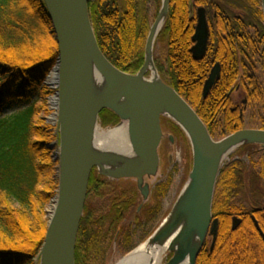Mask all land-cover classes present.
Instances as JSON below:
<instances>
[{"label": "trees", "instance_id": "obj_1", "mask_svg": "<svg viewBox=\"0 0 264 264\" xmlns=\"http://www.w3.org/2000/svg\"><path fill=\"white\" fill-rule=\"evenodd\" d=\"M161 5L162 0H88L98 45L120 71L136 75L143 68L152 21ZM200 7L207 13L210 40L206 56L196 61L191 49ZM54 36L44 0H0V264H39L47 230L45 209L58 189V164L49 149L57 137L39 117L37 103L56 92L45 85L58 58ZM161 37L166 39L167 58L166 63L154 58L160 76L191 103L212 138L243 130L245 120L234 98L241 93L250 105L264 103V88L255 76L257 59L264 71L261 0H170L157 41ZM216 64L220 79L204 98L205 82ZM99 119L103 128L120 122L109 110ZM163 121L164 132L186 140L178 125ZM103 178L96 171L90 177L75 264H111L115 253H130L155 232L162 212L168 183L160 180L141 207L133 185H109ZM213 216L217 237L214 244L205 243L197 264H218L228 252L230 264H264V243L254 223L264 233L263 147L244 145L222 167ZM234 217L242 221L235 231Z\"/></svg>", "mask_w": 264, "mask_h": 264}, {"label": "water", "instance_id": "obj_2", "mask_svg": "<svg viewBox=\"0 0 264 264\" xmlns=\"http://www.w3.org/2000/svg\"><path fill=\"white\" fill-rule=\"evenodd\" d=\"M44 2L52 19L58 45V58L52 73L53 84L57 89L54 103L59 137L54 161L59 165L56 175L58 189L54 197L56 209L51 218L46 216L47 231L37 262L75 264L77 237L94 168L106 178L134 179L139 183L145 176L157 173L160 166L159 149L164 137L161 119L165 117L176 123L186 134L193 153V168L186 185L187 208L191 220L187 228L174 238L173 246L176 249L172 247L169 250L173 256L166 264H184L187 258L190 264H197L198 255L208 235L214 240L217 236L218 220L213 217V204L222 167L228 157L244 145L264 148V130L243 129L216 141L191 103L173 87L163 81L153 83L145 79L143 71L148 62V54L152 52L153 56L156 39L169 15L170 0H162L161 10L146 43L145 64L136 75L120 71L102 53L92 25L88 0ZM261 2L264 26V0ZM163 12L166 15L164 25L155 35L153 28ZM196 16L191 52L193 58L200 61L208 51L210 28L203 7L197 9ZM152 59L156 68L154 57ZM95 70L104 78L106 86L105 92L98 99L93 93L92 74ZM220 74V65L216 64L205 82L204 98L208 97L220 79ZM121 103L128 108L127 116H123L118 109ZM103 110L112 111L122 123H128L131 144L141 159L140 165L130 168L122 166L110 172L102 170L104 160L97 158L94 142ZM170 140L172 142L173 137ZM240 224V219L233 218V230ZM176 226L170 224L162 229L161 225L149 240L160 242L166 239ZM255 226L264 242V233L256 221ZM194 234L199 238L197 248L192 247L191 243Z\"/></svg>", "mask_w": 264, "mask_h": 264}, {"label": "rangeland", "instance_id": "obj_3", "mask_svg": "<svg viewBox=\"0 0 264 264\" xmlns=\"http://www.w3.org/2000/svg\"><path fill=\"white\" fill-rule=\"evenodd\" d=\"M161 7H162V5H161ZM150 10L154 14V8H153L152 2L150 3ZM157 17H155V19L152 21V25L154 24ZM153 57L158 58L163 63H166L167 51H166V39L164 37H161L155 43L154 51H153ZM255 63L257 64L256 65L257 72H256L255 76L258 78L259 83L264 88V71L262 69V66L260 65V62H258V59L256 60ZM240 74L244 75L243 71H241ZM159 76H160V74H159ZM52 77H53V73L51 70V72L49 73V75L47 76V78L45 80V85L49 89L56 91L57 90L56 87L54 86L53 83L50 82ZM145 77L148 80H150L151 79V73L150 72L147 73ZM161 81L170 85V82L168 81V79L164 78L163 76L161 77ZM55 99H56V92L54 94L48 95L46 97H41L42 101L37 102V103H38L39 107H41L40 108L41 110L39 112V117L45 122L46 126L51 127V132L57 136L58 126H57V116H56L57 110H56V106L54 103ZM234 101L238 105H240L241 115L244 117V120H245V127L244 128L245 129H255V130L261 129L262 123L264 121V103L263 104L250 105L247 101L243 100L241 93L237 97L234 98ZM16 112H18V109L8 110L4 113V116H8V115H11V114L16 113ZM163 118L168 119V118L162 117V125L164 124ZM168 120H170V119H168ZM170 121H172V120H170ZM121 123L122 122L120 121L114 127L103 128L99 122L98 127L101 131H110V130L118 127V125H120ZM171 137H173L172 142L170 140ZM185 137H186V140L183 138L175 137L174 135H170L167 132H164V137H163L160 149H159L160 166H159L156 174L151 175L150 177L145 179V181L148 183L147 184L148 186H146V188L143 191L145 192L144 199L145 200L147 199V200L146 201L143 200V203L147 202L150 199L151 191L153 192V186L157 182H159L161 180V183H168L166 195L163 198L162 212H161V215L159 216L157 223L153 226V230H157L163 224V221L169 215V213L172 211L174 205L178 201L180 194L182 193V191L184 190V188L186 187V185L189 182L190 173H191L192 168H193V153H192L191 143H190L188 137L186 136V134H185ZM222 139L223 138L218 139L217 141H221ZM49 149L52 150V153H53L52 158L54 161V155L57 151L56 150L57 149L56 141H52V143H50ZM237 150H235L228 157V159L225 161V164L231 160V156H233ZM163 155H164V157H163ZM56 163L58 164V162H56ZM56 175H57V171L55 174V178L57 180ZM116 180H121V179H116ZM125 180H128V179H125ZM132 181L135 182V180H133V179H132ZM135 193H136V191H135ZM56 194H57V190H56ZM54 197L50 201V203L46 206L45 212H46L47 217H48V211L55 201ZM238 219H240V218H238ZM46 220H47V218H46ZM47 223H48V220H47ZM241 223H242V221H241ZM255 228H256V226H255ZM150 229H148V231ZM232 230H233V225H232ZM233 231H235V230H233ZM141 232L142 231H140L139 235H142ZM148 240H149V238L142 240V241H139L138 245L135 247V249L133 251H135L142 244L146 243ZM215 240L213 237L208 235L205 243L208 241V242H212L214 244ZM205 243H204V245H205ZM204 245H203V247H204ZM229 253L230 252L226 253L225 258L220 257L219 259H217V263L218 264H230L231 263V259H230L231 256L229 255ZM128 254L119 256V254L115 253L111 264H118L121 260L126 258V256H128ZM172 256H173V253H170L168 251L164 255L161 264H166L172 258ZM228 258H229L228 261L225 260Z\"/></svg>", "mask_w": 264, "mask_h": 264}, {"label": "bare ground", "instance_id": "obj_4", "mask_svg": "<svg viewBox=\"0 0 264 264\" xmlns=\"http://www.w3.org/2000/svg\"><path fill=\"white\" fill-rule=\"evenodd\" d=\"M165 18L166 15L163 12L158 24L153 28L155 35L163 27ZM152 57V52H150L148 54V62L143 71V75H146L150 72L151 79L149 81L153 83H160L161 77L153 65ZM92 79L93 93L96 99H98L105 92V81L101 74L96 70L92 74ZM145 79L148 80L147 78ZM50 82H54V76L51 78ZM118 109L123 116L128 115V108L124 103H121L120 106H118ZM56 137L57 143L59 140L58 134ZM94 143V151L97 155V158L104 160V167L102 168L103 171H116L118 167L122 168V166L125 168L136 167L141 163V159L138 157L136 149L131 144L129 126L126 121L110 131H101L98 128ZM187 203L188 200L185 187L172 211L165 218L162 224V229L170 224H174V226L177 225L174 232L169 237L160 242L148 240L146 243L139 246L130 256L121 260V264H161L164 255L172 247L176 249V246H173L174 238L178 236L183 229H186L190 223L191 216L187 208ZM55 209L56 201H54L48 211V218L52 217ZM191 243L192 247L194 248L199 246V238L197 234L192 236ZM184 264H190L189 258H187Z\"/></svg>", "mask_w": 264, "mask_h": 264}, {"label": "flooded vegetation", "instance_id": "obj_5", "mask_svg": "<svg viewBox=\"0 0 264 264\" xmlns=\"http://www.w3.org/2000/svg\"><path fill=\"white\" fill-rule=\"evenodd\" d=\"M97 172L101 177H104V176H102L100 173H99V171H98V169L97 168H95L92 172ZM151 175H149V176H145L143 179H142V182L141 183H139V181H137V180H135V182H133L132 180H116V179H112V178H106V177H104L105 178V180L108 182V184L110 185V184H116L117 186H125V184L127 185V183H129V184H131V185H133V188H134V190L136 191V194L140 197V200L142 201V203H141V207L143 206V200L144 201H146L145 199H144V194H145V192L143 191L145 188H146V186H148L147 184V182L145 181V179L146 178H148V177H150ZM103 178V179H104ZM129 181H132V182H129ZM157 183H159V182H157ZM156 183V184H157ZM156 184L153 186V190H154V188H155V186H156ZM151 195H152V191H151ZM143 196V197H142Z\"/></svg>", "mask_w": 264, "mask_h": 264}]
</instances>
